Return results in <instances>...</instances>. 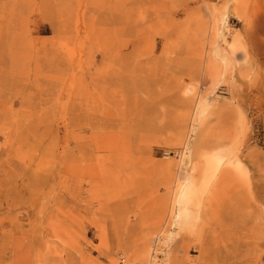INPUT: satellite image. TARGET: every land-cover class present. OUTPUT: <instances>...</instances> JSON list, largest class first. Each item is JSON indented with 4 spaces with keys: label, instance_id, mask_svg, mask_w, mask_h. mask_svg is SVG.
<instances>
[{
    "label": "rangeland",
    "instance_id": "obj_1",
    "mask_svg": "<svg viewBox=\"0 0 264 264\" xmlns=\"http://www.w3.org/2000/svg\"><path fill=\"white\" fill-rule=\"evenodd\" d=\"M119 256L264 264V0H0V264Z\"/></svg>",
    "mask_w": 264,
    "mask_h": 264
},
{
    "label": "built area",
    "instance_id": "obj_2",
    "mask_svg": "<svg viewBox=\"0 0 264 264\" xmlns=\"http://www.w3.org/2000/svg\"><path fill=\"white\" fill-rule=\"evenodd\" d=\"M117 264H126L125 259L122 256H119Z\"/></svg>",
    "mask_w": 264,
    "mask_h": 264
},
{
    "label": "bare ground",
    "instance_id": "obj_3",
    "mask_svg": "<svg viewBox=\"0 0 264 264\" xmlns=\"http://www.w3.org/2000/svg\"><path fill=\"white\" fill-rule=\"evenodd\" d=\"M142 248V247H141ZM123 257V256H122ZM124 258V257H123ZM125 259V258H124ZM125 262H126V264H135V263H131V262H128V261H126V259H125Z\"/></svg>",
    "mask_w": 264,
    "mask_h": 264
}]
</instances>
